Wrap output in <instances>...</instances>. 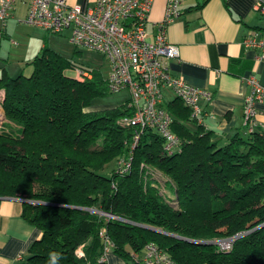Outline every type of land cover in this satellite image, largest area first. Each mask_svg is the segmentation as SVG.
Returning <instances> with one entry per match:
<instances>
[{"label": "trees", "instance_id": "1", "mask_svg": "<svg viewBox=\"0 0 264 264\" xmlns=\"http://www.w3.org/2000/svg\"><path fill=\"white\" fill-rule=\"evenodd\" d=\"M27 63L29 75L0 72V196L30 200L22 215L41 231L19 264H105L101 231L133 264L148 242L178 264H264L261 126L222 142L176 97L164 107L179 146L166 154L152 128L133 142L136 127L121 122L133 114L128 99L91 108L108 91L100 71L46 45ZM75 66L91 77L68 76ZM111 161L116 168L101 173ZM226 238L228 250L214 243Z\"/></svg>", "mask_w": 264, "mask_h": 264}, {"label": "crops", "instance_id": "2", "mask_svg": "<svg viewBox=\"0 0 264 264\" xmlns=\"http://www.w3.org/2000/svg\"><path fill=\"white\" fill-rule=\"evenodd\" d=\"M94 1L66 0V3L86 8ZM166 2L152 0L145 25L148 41L154 40L158 32ZM201 2L182 0L178 16L166 25V39L178 49V56L168 59L167 64L173 74L187 83L212 91L213 96L209 102L199 100L200 122L206 130L211 131V138L226 142L234 133L246 134L243 98L250 87L241 77L255 71L264 85V59L255 61V50L245 48L242 42L246 35L264 31V15L253 8L256 0H206L200 8H195ZM28 3L29 0H15L10 17L3 25L0 22V72L5 69L11 77L5 65L9 62L11 50L16 52L17 64L27 63L46 44L45 33L50 34L25 21ZM69 33L66 29L52 34L69 40ZM49 44L56 49L51 39ZM168 92L171 97L165 99ZM175 98L171 89L162 90L165 106ZM127 99L129 97L124 101ZM101 105L95 104L91 108H105V105ZM256 108V118L264 124V101L256 103ZM186 125L194 128L192 122ZM25 201V198L19 196H0V264H19L26 256L30 243L41 236V231L22 215ZM105 264L133 263L126 262L111 251L107 254Z\"/></svg>", "mask_w": 264, "mask_h": 264}, {"label": "built area", "instance_id": "3", "mask_svg": "<svg viewBox=\"0 0 264 264\" xmlns=\"http://www.w3.org/2000/svg\"><path fill=\"white\" fill-rule=\"evenodd\" d=\"M14 1L0 0L2 25L10 17ZM181 1L167 0L164 17L152 41L146 39L145 31L152 0H95L86 8L68 5L66 0H29L25 21L49 33L68 29L72 44L104 55L110 64L106 77L108 91H129L128 103L133 114L122 118L121 122L136 127L133 142L139 138L142 128H152L164 138L163 151L170 154L178 148L179 141L171 130L172 116L162 102V90L171 89L198 121L201 114L199 100L209 102L213 96L208 88L189 84L173 74L167 64L168 59L178 56V49L166 39L165 27L178 16ZM253 8L264 15L263 1L256 0ZM242 42L245 48L255 50V61L264 59V31L246 35ZM73 71L78 80L91 77V72L85 68L75 66ZM241 80L250 87L243 98L245 130L252 132L257 126L264 129V124L256 118V103L264 101V85L255 71L242 76ZM3 96L4 92L0 90V119ZM122 163L125 168L129 165L126 161ZM153 171L160 175L157 170ZM100 237L104 244L99 261L106 263L112 243L104 231L100 232ZM232 239L215 242L220 249L228 250ZM75 253L80 256L83 251L77 248ZM131 256L136 264H178L154 242L146 243L142 254L132 253Z\"/></svg>", "mask_w": 264, "mask_h": 264}, {"label": "rangeland", "instance_id": "4", "mask_svg": "<svg viewBox=\"0 0 264 264\" xmlns=\"http://www.w3.org/2000/svg\"><path fill=\"white\" fill-rule=\"evenodd\" d=\"M45 35H46L45 45L47 47L54 49L56 52H59L60 54H62L63 56L67 58L72 59L78 65H81L89 69H95V70L100 71L101 76L103 78L107 77L110 71V64L104 55L100 54L97 51L90 50L86 47L74 45L64 36L54 35L52 33L50 34L45 33ZM48 38L51 39L53 47H56V49L50 46ZM15 53L16 52L14 51V49H12L11 54H9V58H8L9 62L5 64L7 66V69L9 70L12 76H16L19 73H23L24 75H29L32 71L31 64L25 63V62L17 64V61L15 60L17 59L15 57ZM65 73L68 76H71V77L74 76V71L72 70V68L67 69ZM128 97H129V93L126 89L120 90L118 92H108L107 91V93L97 97L95 99V103L98 105L102 104L101 105L102 107H104L103 105H105V107L109 105H112V106L119 105L123 103L124 100ZM170 97H171L170 92L165 94V99H168ZM3 122H4V114L1 115L0 124L2 125ZM113 168H116L115 161H111L105 164L103 169L101 170V173L108 175L111 169ZM214 243L218 244V242H215V241Z\"/></svg>", "mask_w": 264, "mask_h": 264}, {"label": "water", "instance_id": "5", "mask_svg": "<svg viewBox=\"0 0 264 264\" xmlns=\"http://www.w3.org/2000/svg\"><path fill=\"white\" fill-rule=\"evenodd\" d=\"M26 201H30V200H28V199H25ZM31 202H34V201H31ZM154 230H157V231H160V232H164V233H166V234H168V235H173V236H175L174 234H172V233H168V232H165V231H162V230H160V229H154ZM199 242H202V241H199ZM213 241H208L207 243H212Z\"/></svg>", "mask_w": 264, "mask_h": 264}, {"label": "clouds", "instance_id": "6", "mask_svg": "<svg viewBox=\"0 0 264 264\" xmlns=\"http://www.w3.org/2000/svg\"><path fill=\"white\" fill-rule=\"evenodd\" d=\"M51 256H52L53 262H55V260L57 259L58 254L52 253Z\"/></svg>", "mask_w": 264, "mask_h": 264}]
</instances>
